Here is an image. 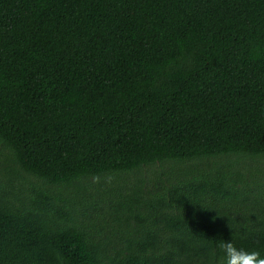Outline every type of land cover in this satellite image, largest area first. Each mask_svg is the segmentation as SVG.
<instances>
[{"label":"trees","instance_id":"obj_1","mask_svg":"<svg viewBox=\"0 0 264 264\" xmlns=\"http://www.w3.org/2000/svg\"><path fill=\"white\" fill-rule=\"evenodd\" d=\"M264 256V0H0V264Z\"/></svg>","mask_w":264,"mask_h":264},{"label":"clouds","instance_id":"obj_2","mask_svg":"<svg viewBox=\"0 0 264 264\" xmlns=\"http://www.w3.org/2000/svg\"><path fill=\"white\" fill-rule=\"evenodd\" d=\"M219 247L224 253V264H264L259 251L238 249L230 240L222 241Z\"/></svg>","mask_w":264,"mask_h":264}]
</instances>
